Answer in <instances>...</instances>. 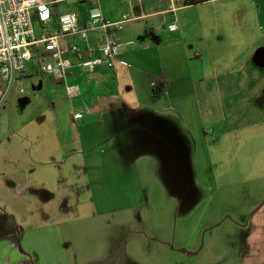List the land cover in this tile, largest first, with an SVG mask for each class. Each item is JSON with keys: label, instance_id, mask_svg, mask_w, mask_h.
Here are the masks:
<instances>
[{"label": "crops", "instance_id": "obj_1", "mask_svg": "<svg viewBox=\"0 0 264 264\" xmlns=\"http://www.w3.org/2000/svg\"><path fill=\"white\" fill-rule=\"evenodd\" d=\"M55 2L47 31L55 32L65 14L86 26L91 11L101 9L114 22L128 16L116 37L134 45L114 68L87 73L79 63L104 35L63 39L72 62L67 84L80 86L74 99L66 83L38 72L34 61L19 78L0 110V264H79L72 258L81 235L101 242L98 252L108 248L104 262H112L117 251L102 236L116 233V224L128 226V211L144 201L148 175L171 174L175 188L178 176L194 175L189 186L210 192L211 202L195 209L189 240L201 233L210 206L223 200L220 192L261 198L264 0ZM170 23L177 32L168 30ZM71 46L79 53H68ZM158 84L167 93L153 102ZM2 88L0 82V96ZM181 138L199 139L200 151H182ZM156 155L160 163L153 166ZM160 181L153 186L162 188ZM263 204L245 225L238 223L259 245Z\"/></svg>", "mask_w": 264, "mask_h": 264}, {"label": "rangeland", "instance_id": "obj_2", "mask_svg": "<svg viewBox=\"0 0 264 264\" xmlns=\"http://www.w3.org/2000/svg\"><path fill=\"white\" fill-rule=\"evenodd\" d=\"M34 28L38 37L42 31L48 32L39 22L34 23ZM34 62L39 64L36 59ZM181 139L182 151L185 147L191 153L200 151L199 139ZM149 162L158 166L160 158L156 155ZM188 177L195 178L194 175L178 176L176 188L172 184L173 176L168 173L148 175L146 181L143 178L148 186L144 201L128 211V226L119 228L116 224V233L102 236H106L103 240L109 241L117 251L112 262H104L108 248L98 252L102 243L82 235L78 238L82 248L76 250V258L72 259L80 260L79 264H264V239L261 245L252 243L249 231L238 226V223L245 225L244 219L249 212L264 203V194L250 201L242 194L220 192L217 199L222 194L223 200L210 206L201 233L195 240H189L190 231L194 229L191 219L195 217V209L204 206L207 200L210 203L211 199L209 191L203 188L195 191L194 186H189ZM156 180H161L162 188L153 186ZM197 214L199 216V210ZM227 214L234 219H222ZM85 225L94 226L91 223ZM206 228L212 229L206 232Z\"/></svg>", "mask_w": 264, "mask_h": 264}, {"label": "built area", "instance_id": "obj_3", "mask_svg": "<svg viewBox=\"0 0 264 264\" xmlns=\"http://www.w3.org/2000/svg\"><path fill=\"white\" fill-rule=\"evenodd\" d=\"M56 0H0V82L3 90L0 96V109L11 96L19 78L27 71V66L35 59L39 62L38 72L55 81L66 83L65 92L70 99L80 96V86L67 84L72 62L65 57L61 49V41L75 37L86 41L89 33L104 35V41L95 49H89L88 61L79 63V67L87 73H94L101 68H114L117 61L132 47L134 42L122 44L116 37L123 30V25L130 21L123 16L114 22L105 18L101 9H94L90 21L82 26L76 15L65 14L58 18L59 27L55 32H43L38 37L34 23L39 22L44 29L52 18ZM171 33L178 31L176 23H170ZM76 55L78 46H71L67 51ZM82 114H76L75 120H81Z\"/></svg>", "mask_w": 264, "mask_h": 264}, {"label": "trees", "instance_id": "obj_4", "mask_svg": "<svg viewBox=\"0 0 264 264\" xmlns=\"http://www.w3.org/2000/svg\"><path fill=\"white\" fill-rule=\"evenodd\" d=\"M205 0H186V5H197L201 2H204ZM167 93V86L165 84H158L153 88L152 91V98L151 100L153 102H157L161 99H163L166 96Z\"/></svg>", "mask_w": 264, "mask_h": 264}]
</instances>
